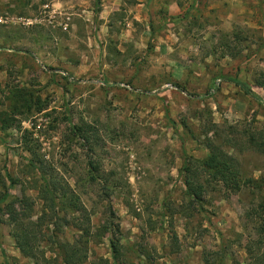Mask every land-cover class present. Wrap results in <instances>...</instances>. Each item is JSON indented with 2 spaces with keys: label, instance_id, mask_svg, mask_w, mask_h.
<instances>
[{
  "label": "rangeland",
  "instance_id": "374dc122",
  "mask_svg": "<svg viewBox=\"0 0 264 264\" xmlns=\"http://www.w3.org/2000/svg\"><path fill=\"white\" fill-rule=\"evenodd\" d=\"M256 79L264 80V0H0V114L12 118L7 128L0 120V195L7 175L15 181L0 202V264H67L55 240L72 242L85 226L83 264L262 260L264 87ZM209 144L234 157L242 184L229 191L202 173L205 192L195 200L184 168ZM38 167L78 196L89 221L56 205L69 224L28 227L35 258L18 248L6 205L32 202L23 224L42 215Z\"/></svg>",
  "mask_w": 264,
  "mask_h": 264
},
{
  "label": "trees",
  "instance_id": "16d2710c",
  "mask_svg": "<svg viewBox=\"0 0 264 264\" xmlns=\"http://www.w3.org/2000/svg\"><path fill=\"white\" fill-rule=\"evenodd\" d=\"M228 80L234 85L239 86L245 94L254 97L259 102L262 101V99L250 87H248L245 83L241 82L237 78H230ZM254 84L264 87V80L256 79L254 81ZM174 85L177 86L180 90L185 89L184 87L179 86L177 83H175ZM218 89L219 87L215 85L210 90L205 92L203 96H210L214 94ZM187 93H189L190 96H197V94H193L191 92ZM15 96L19 100L26 101V95L23 92L18 91ZM14 108L17 109L16 107ZM0 120L3 123L2 127H4V125V128L10 127L9 125L12 121V118L10 117L8 112H2L0 114ZM75 129L79 131L78 133L83 138H85L86 140L88 139L87 134L89 133V131L87 127L85 129L81 126ZM250 139L251 141L253 140V138ZM208 149L209 153L206 157L202 159H192L193 161L191 162V167L190 164H187L184 168V172L190 174V179H188L187 177L185 178L187 193L195 200H201L203 197V192H205L203 185L197 182L202 173H206L208 175V181L211 180L213 182L219 183L222 187L228 189L229 191H237L242 184V180L239 176L241 175V173L237 168L235 169L236 160L234 159V157L217 145L209 144ZM36 169L38 171V176L42 181L38 192L40 193V198L45 203L42 215L39 216L35 221L27 220V223L23 224V219H30L32 217V202L30 200V202H27L28 199L23 197L19 200H12L6 205L8 209L6 214L9 216L11 223L19 228L17 231H15L16 243L18 248L22 253L35 258L37 254L34 252L33 245L31 244L32 240L35 237L31 236V230L29 228L32 229V227L34 226V228L38 229L43 226V223L46 224L51 222L54 226V231L57 232L60 230V227L62 225L69 224V222L65 219V216H63L62 218L58 217V212L55 208L56 205L59 206V209L60 204L63 208H70L73 213H80L79 215L83 217L84 221H89V216L86 212V209L79 204L78 196L74 195L72 191H67L66 189L62 190V186H60V183L54 179L51 173L45 172L42 167H38ZM93 169L97 170V167L93 166ZM193 178L195 180L192 181ZM7 179L9 180V185L6 186V191L2 195H0V202H4V200L8 197L9 192L7 190L9 189L10 185H13L15 183L14 179L10 175H7ZM0 184L4 187L6 185L3 179L0 180ZM57 198L58 202H56ZM16 203L20 205V208H17L15 206ZM45 218H47V220H44ZM52 219L61 220L57 222L56 220L52 221ZM81 230L84 234L80 235L76 238V240L72 242H61L57 238L55 240L56 245L60 249H63L64 252L63 254H61V256L63 261H65L67 264H83L85 262L87 256L85 250V242H88V239L90 237V228L89 226H85L81 228ZM114 230H118L117 227H115ZM110 244L113 253V259L117 260L120 257V251L117 246V241L112 238L110 240ZM260 257L261 256L259 255L256 258V264H264V257L262 260L260 259ZM42 259L46 261L45 256H42ZM93 264H109V261L107 259L100 258Z\"/></svg>",
  "mask_w": 264,
  "mask_h": 264
},
{
  "label": "crops",
  "instance_id": "0c3cea01",
  "mask_svg": "<svg viewBox=\"0 0 264 264\" xmlns=\"http://www.w3.org/2000/svg\"><path fill=\"white\" fill-rule=\"evenodd\" d=\"M100 17H101V16H100ZM102 17H103V16H102ZM102 17H101V18H102ZM252 90L255 91V89H253V87H252ZM259 94H260V93H259ZM262 95H263V98H264V91L262 92Z\"/></svg>",
  "mask_w": 264,
  "mask_h": 264
}]
</instances>
